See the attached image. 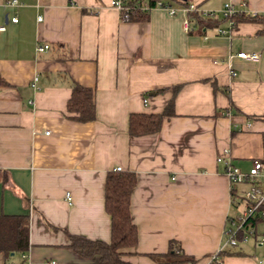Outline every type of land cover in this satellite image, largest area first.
<instances>
[{
    "label": "crops",
    "instance_id": "0c3cea01",
    "mask_svg": "<svg viewBox=\"0 0 264 264\" xmlns=\"http://www.w3.org/2000/svg\"><path fill=\"white\" fill-rule=\"evenodd\" d=\"M6 1L0 0V76L8 84L0 86V215L29 216L31 246L24 262L0 254V264H97L99 257L69 249V234L111 239L106 180L118 167L139 180L130 201L139 241L124 259L155 264L150 255L166 254L175 241L206 264L239 209L219 157L230 151L243 172L264 159L263 26L228 20L213 29L191 24L188 32L183 11L154 8L147 20L130 21L113 0ZM184 1L219 19L229 4L264 14V0ZM39 45L50 48L38 52ZM242 52L260 60L238 58ZM76 83L94 90L92 122L69 118ZM171 101L175 116L158 133L130 135L132 114H159ZM263 254L264 247L229 248L225 264H259Z\"/></svg>",
    "mask_w": 264,
    "mask_h": 264
},
{
    "label": "trees",
    "instance_id": "16d2710c",
    "mask_svg": "<svg viewBox=\"0 0 264 264\" xmlns=\"http://www.w3.org/2000/svg\"><path fill=\"white\" fill-rule=\"evenodd\" d=\"M160 2L164 4L179 3L187 6L184 0H133L130 9L121 12L122 19L130 21H145L149 13L144 10V4L155 8ZM191 22L199 29L219 28L228 20L236 26L242 22H256L263 26L260 34L264 35V16L236 13L223 19L205 18L199 13H191ZM0 86H8L0 76ZM94 90L75 84L72 96L67 104V111L72 120L79 123H88L96 119V104ZM174 102L159 114H132L129 122V133L132 137H140L158 133L164 120L175 116ZM264 162V159L262 160ZM137 176L132 172L115 171L107 176L105 191V209L111 218V239L109 241L90 240L85 236L69 234V249L83 259L99 257L97 264H133L124 259L127 251L138 244V229L130 214V201L133 189L137 185ZM235 195V194H233ZM30 220L27 215H0V254L6 260L14 255H22L30 249ZM155 264H187L197 262L194 257L188 256L177 242H170V249L163 255H150ZM5 260V261H6ZM6 261L4 264H8Z\"/></svg>",
    "mask_w": 264,
    "mask_h": 264
},
{
    "label": "built area",
    "instance_id": "2783aa9c",
    "mask_svg": "<svg viewBox=\"0 0 264 264\" xmlns=\"http://www.w3.org/2000/svg\"><path fill=\"white\" fill-rule=\"evenodd\" d=\"M133 0H113L111 6L117 8L120 12H125L130 9V2ZM18 4V0H8L6 5L15 6ZM155 8H161L169 12L170 15L179 14L183 11L187 17L184 21V26L186 30L191 31V13H199L205 18H217L219 16L218 12L201 10L197 5L188 4L187 6L175 7L172 4H164L160 2ZM154 8L149 7V5L144 4V10L148 13ZM224 17H231L236 13H239L233 6L226 5L224 10L221 12ZM257 16V15H254ZM264 16V14H262ZM18 18L14 17L11 22L14 24L18 23ZM42 21V17L39 18ZM6 31V25H0V32ZM222 34L226 32L223 30L219 31ZM50 48L49 45H39L38 52H44ZM238 58L256 61L260 60V55L257 53H247L242 52L237 55ZM232 75L235 72L231 71ZM37 80V79H36ZM219 162H223L225 166L224 173L229 178L232 194L234 198L232 203L240 208L243 206V211H237L234 217L230 218V225L226 230V241L219 248V250L207 258L206 264H225L224 253L229 248H239L241 245H250L254 247H264V162L262 160H254L250 170L248 172H243L242 169L236 167L231 161L230 151L226 150L223 155L218 159ZM122 168L118 167L116 171H121ZM241 185H246L248 189L244 191L243 195L237 198V193H239V187ZM68 200L71 201V197L68 196ZM28 254L24 253L21 255V260L24 262L27 260ZM15 264V263H9ZM51 264H56V262H51ZM187 264H198V262H188ZM259 264H264V254L259 259Z\"/></svg>",
    "mask_w": 264,
    "mask_h": 264
},
{
    "label": "rangeland",
    "instance_id": "374dc122",
    "mask_svg": "<svg viewBox=\"0 0 264 264\" xmlns=\"http://www.w3.org/2000/svg\"><path fill=\"white\" fill-rule=\"evenodd\" d=\"M245 187H247V186H246V185H241V186H240V189L242 190V189L245 188ZM246 189H248V187H247ZM238 208H239V207H238ZM238 211H239V212H242V211H243V206L240 207V208L238 209ZM18 256H19V255H14V256H12V257H11V260L17 258Z\"/></svg>",
    "mask_w": 264,
    "mask_h": 264
}]
</instances>
